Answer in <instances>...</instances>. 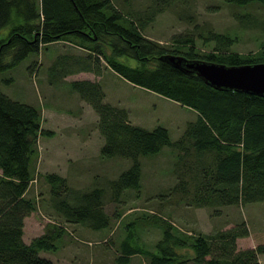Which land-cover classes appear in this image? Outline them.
<instances>
[{"label": "trees", "instance_id": "obj_1", "mask_svg": "<svg viewBox=\"0 0 264 264\" xmlns=\"http://www.w3.org/2000/svg\"><path fill=\"white\" fill-rule=\"evenodd\" d=\"M224 1L264 6V0ZM141 26L140 21L123 15L112 0H0V32L7 30L0 38V72L14 67L29 53H37L43 44L69 40L101 55L131 84L196 111V118L171 140L161 124L145 128L130 122L125 108L103 100L99 84L71 82L97 114L96 126L104 137L98 156L130 159L125 169L108 180L111 199H117L126 188L141 186L140 156L166 147L179 150L174 161L178 179L171 190L180 197L191 195L200 206L264 201V97L215 89L197 75L158 59V55L171 52L226 64L264 61V20L257 23L263 39L256 50L247 53L229 49L235 39L229 33L207 31L204 38L212 40L214 46L200 53L189 34L175 36L172 41L177 46L168 48L144 36ZM120 57L131 58L134 64ZM40 121L38 106L12 99L0 89V264H52L40 251L55 250L64 232L53 224L27 242L22 237L23 218L37 205L27 191L35 179L38 137L51 132L41 128ZM189 147L194 151L190 161ZM203 152L212 154L210 162L202 160ZM192 166L199 169L192 172ZM44 178L50 199L65 221L92 229L108 226L103 187L72 189L66 177L56 172H46ZM190 181L192 188L188 189ZM149 217L148 222L161 232L154 249L146 248L138 235L128 232L120 241L116 264H127L136 253L145 256L148 264H259L258 254L264 253V243L236 249V238L248 232L243 221L214 232L189 233L159 214Z\"/></svg>", "mask_w": 264, "mask_h": 264}, {"label": "rangeland", "instance_id": "obj_2", "mask_svg": "<svg viewBox=\"0 0 264 264\" xmlns=\"http://www.w3.org/2000/svg\"><path fill=\"white\" fill-rule=\"evenodd\" d=\"M112 2L123 15L142 23L144 36L168 48L177 46L172 41L175 36L189 34L198 52L210 50L214 42L204 38L210 30L234 35L229 49L241 53L256 50L263 39V31L257 23L264 20V6L258 2L245 6L224 0ZM6 34L7 30L0 32V38ZM105 39L107 42L108 38ZM120 59L134 64L129 57ZM0 78L1 91L12 99L38 106L41 128L51 131L38 137L35 179L27 191L35 197L37 205L23 218L22 237L27 242L53 224L61 226L64 232L57 248L40 251L52 264H116L120 241L128 232L138 235L139 242L146 248L154 249L161 232L148 222L152 213L189 233L214 232L243 221L248 232L236 238V249L264 243V201L200 206L191 195L180 197V193L171 190L178 179L174 165L177 149L165 147L159 153L140 156L141 186L126 188L117 199H111L108 180L125 169L130 159L98 156L104 137L96 126L97 114L71 82L89 80L99 84L103 100L125 108L130 122L145 128L161 124L168 129L171 140L177 139L186 123L196 118L193 108L131 84L113 71L101 55L69 40L43 44L37 53H29L14 67L0 72ZM189 152L190 161L192 147ZM211 155L203 152L201 158L207 163ZM196 168L198 170L199 166H192L191 171ZM46 172L65 176L72 189L103 187V208L110 217L108 226L92 229L65 221L50 199V187L44 178ZM191 181L188 189L192 188ZM258 262L264 264V253L258 254ZM127 264H148V259L136 253ZM188 264L195 263L189 261Z\"/></svg>", "mask_w": 264, "mask_h": 264}, {"label": "water", "instance_id": "obj_3", "mask_svg": "<svg viewBox=\"0 0 264 264\" xmlns=\"http://www.w3.org/2000/svg\"><path fill=\"white\" fill-rule=\"evenodd\" d=\"M158 59L186 74L197 75L215 89H232L264 97V61L226 64L171 52L158 55Z\"/></svg>", "mask_w": 264, "mask_h": 264}, {"label": "bare ground", "instance_id": "obj_4", "mask_svg": "<svg viewBox=\"0 0 264 264\" xmlns=\"http://www.w3.org/2000/svg\"><path fill=\"white\" fill-rule=\"evenodd\" d=\"M206 84V83H205ZM208 85V84H207ZM178 102V101H177ZM180 103V102H179Z\"/></svg>", "mask_w": 264, "mask_h": 264}]
</instances>
